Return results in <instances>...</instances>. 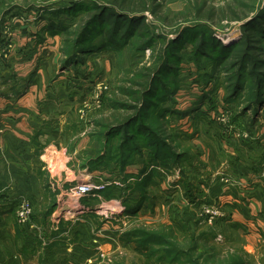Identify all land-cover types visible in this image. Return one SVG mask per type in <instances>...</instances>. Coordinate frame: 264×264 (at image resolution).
Masks as SVG:
<instances>
[{
    "label": "rangeland",
    "instance_id": "1",
    "mask_svg": "<svg viewBox=\"0 0 264 264\" xmlns=\"http://www.w3.org/2000/svg\"><path fill=\"white\" fill-rule=\"evenodd\" d=\"M130 2L0 0V264H264V0Z\"/></svg>",
    "mask_w": 264,
    "mask_h": 264
},
{
    "label": "trees",
    "instance_id": "2",
    "mask_svg": "<svg viewBox=\"0 0 264 264\" xmlns=\"http://www.w3.org/2000/svg\"><path fill=\"white\" fill-rule=\"evenodd\" d=\"M124 4H126V2L128 1V0H121ZM132 2H134V4H140V2L142 3V5H140V7L138 8V7H133L132 9H134V10H138V11H141V12H143L144 10H146V8H145V2H146V0H131V2L130 3H132ZM134 14H136V13H133V15ZM113 15L116 17L117 15L116 14H114L113 13ZM132 15V16H133ZM126 16H128V15H126ZM132 16H128L129 17V20H130V18L132 17ZM123 17V16H122ZM134 18H132V20L134 21V20H138V19H140V18H142L141 17V14L139 15V16H133ZM137 17V18H136ZM124 18H127V17H124ZM114 19V18H113ZM116 19V18H115ZM121 19H119V20H117V21H115V26L113 27V30H112V32H111V34H113L111 37L112 38H116L117 36H118V31H119V29H120V27H121V21H120ZM128 28V33H127V37L129 38V37H131L132 36V34H131V32H132V30L134 29V27H133V25H132V23H131V25H129V23H127V26L125 27V29H127ZM112 41V40H111ZM112 43H113V41H112ZM175 42H173L172 41V43L170 44V46H169V51H170V53H169V55H174V53H173V49H172V46H173V44H174ZM147 45H149L148 43H147ZM165 63V62H164ZM162 64V66H160V68L162 67V69L160 70V72H162L163 71V69L165 68V66H167V63H165V64ZM159 68V69H160ZM154 78H156V76L154 77ZM154 86H155V84L148 90V94H151L152 93V91H153V89H154ZM47 154H48V152L46 153V155H45V157H47Z\"/></svg>",
    "mask_w": 264,
    "mask_h": 264
},
{
    "label": "bare ground",
    "instance_id": "3",
    "mask_svg": "<svg viewBox=\"0 0 264 264\" xmlns=\"http://www.w3.org/2000/svg\"><path fill=\"white\" fill-rule=\"evenodd\" d=\"M79 187H81V189H79ZM85 188H86V186L84 187V185H79V186L75 187L74 189H75V190H81V192L78 193L77 195H78L79 197H82V196H84V195H86V194L88 193L89 189H91L92 186L89 185V189H85ZM77 192H78V191H77ZM73 208H74V209L77 208V206H76V202H75V201H74V203H73L71 209H73ZM116 209H117V208H116Z\"/></svg>",
    "mask_w": 264,
    "mask_h": 264
},
{
    "label": "built area",
    "instance_id": "4",
    "mask_svg": "<svg viewBox=\"0 0 264 264\" xmlns=\"http://www.w3.org/2000/svg\"><path fill=\"white\" fill-rule=\"evenodd\" d=\"M85 187V186H84ZM79 189H81V187H79ZM85 189H89V188H87V186H86V188ZM90 190V189H89ZM78 192L80 193L81 192V190H78Z\"/></svg>",
    "mask_w": 264,
    "mask_h": 264
}]
</instances>
